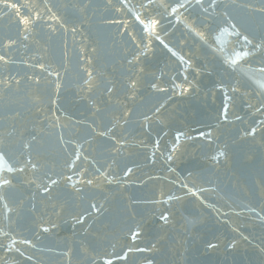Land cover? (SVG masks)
Masks as SVG:
<instances>
[{
	"label": "water",
	"instance_id": "95a60500",
	"mask_svg": "<svg viewBox=\"0 0 264 264\" xmlns=\"http://www.w3.org/2000/svg\"><path fill=\"white\" fill-rule=\"evenodd\" d=\"M7 3L0 264H264V0Z\"/></svg>",
	"mask_w": 264,
	"mask_h": 264
},
{
	"label": "snow or ice",
	"instance_id": "6c2138e0",
	"mask_svg": "<svg viewBox=\"0 0 264 264\" xmlns=\"http://www.w3.org/2000/svg\"><path fill=\"white\" fill-rule=\"evenodd\" d=\"M0 3H5L6 6L9 7V8H11V7H15V5H13V4H11V3H7V0H0ZM180 6L182 7L183 5H180ZM172 11L175 12L176 9L173 8ZM137 19H139V17H137ZM22 22H23V23H28L29 21L25 19V20H23ZM141 23H144V22L141 21ZM155 23H156V22L153 21V22H151L150 24H145V25H144V27H145V31H150V30L154 29V28H155ZM245 39H246V38H245ZM165 47H167V45H165ZM169 51H171V49H169ZM173 55H175V53H173ZM239 55H240V54L238 53V54H237V57H239ZM245 55H247V53H245ZM0 59H3V57H0ZM230 63L233 64V65H235L236 60L233 59V60L230 61ZM261 87H264V84H262ZM2 162H3V157L0 156V163H2ZM8 170L11 171L10 168H9ZM69 179H70V178H69ZM2 183H3V185H7V184L9 183V181H8L7 179H4ZM53 183H55V181H53ZM0 186H2V185H0ZM45 231H47V229H45ZM135 236H136V234L134 233V234H133V239H135ZM109 264H110V262H109Z\"/></svg>",
	"mask_w": 264,
	"mask_h": 264
}]
</instances>
